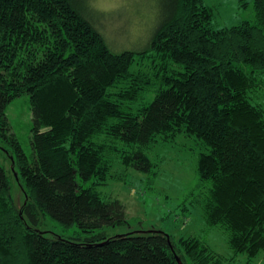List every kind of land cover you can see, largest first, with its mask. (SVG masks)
<instances>
[{"label":"trees","instance_id":"16d2710c","mask_svg":"<svg viewBox=\"0 0 264 264\" xmlns=\"http://www.w3.org/2000/svg\"><path fill=\"white\" fill-rule=\"evenodd\" d=\"M252 1L253 20L213 28L203 0H160L147 44L117 50L88 0H0V141L10 146L0 148L24 191L13 200L0 164V264H225L196 235L93 233L125 220L122 201L99 189L117 177L113 161L156 174L157 136L198 147L202 214L226 232L230 259L264 253V108L250 99L264 86V0ZM24 93L27 152L5 109ZM45 216L78 234L47 232Z\"/></svg>","mask_w":264,"mask_h":264},{"label":"rangeland","instance_id":"374dc122","mask_svg":"<svg viewBox=\"0 0 264 264\" xmlns=\"http://www.w3.org/2000/svg\"><path fill=\"white\" fill-rule=\"evenodd\" d=\"M160 0H88L91 17L103 30L111 48L144 47L158 22V5ZM212 10L211 25L214 28L237 25L244 20H253L252 0H203ZM149 67V68H148ZM146 66L149 79L155 78V65ZM147 68L149 69L147 71ZM136 69H133L137 71ZM128 82H130L128 80ZM122 84H118L121 86ZM124 85L123 88H126ZM118 87L111 90L115 91ZM151 92V88H149ZM251 100L264 108V86L251 92ZM254 96V97H253ZM146 94L143 101H148ZM6 116L22 147L30 150L31 108L30 97L26 93L13 97L6 106ZM160 137L152 143L151 154L159 161L156 174L137 171L133 168L118 167L114 162L111 172L118 170L117 177H108L105 184H99L102 195L117 197L125 206V220L121 224H109L99 227L93 233L117 235L132 231L161 230L170 235L174 243L179 237L196 235L206 240L225 264H264V253L259 252L249 261L241 255L233 259V251L228 245L226 232L220 227L207 226L202 214L201 197L203 191L196 189L198 147L191 143H163ZM4 147L8 143L1 142ZM150 153V152H149ZM0 164L7 169L11 195L20 203L24 198L19 167L13 162L5 149L0 148ZM118 167V168H117ZM23 183V180H22ZM191 191L193 192L190 195ZM40 228L49 233L76 236L77 226L62 227L49 216L41 217ZM185 264H193L185 258Z\"/></svg>","mask_w":264,"mask_h":264},{"label":"water","instance_id":"95a60500","mask_svg":"<svg viewBox=\"0 0 264 264\" xmlns=\"http://www.w3.org/2000/svg\"><path fill=\"white\" fill-rule=\"evenodd\" d=\"M177 261H179V259L177 258ZM181 262V261H180Z\"/></svg>","mask_w":264,"mask_h":264}]
</instances>
